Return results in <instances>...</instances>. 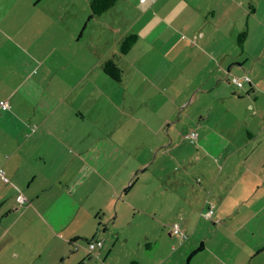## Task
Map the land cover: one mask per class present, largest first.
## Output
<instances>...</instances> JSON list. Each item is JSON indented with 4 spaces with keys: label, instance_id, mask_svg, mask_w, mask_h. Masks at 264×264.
I'll list each match as a JSON object with an SVG mask.
<instances>
[{
    "label": "crops",
    "instance_id": "crops-1",
    "mask_svg": "<svg viewBox=\"0 0 264 264\" xmlns=\"http://www.w3.org/2000/svg\"><path fill=\"white\" fill-rule=\"evenodd\" d=\"M127 1L6 0L0 264H264V0Z\"/></svg>",
    "mask_w": 264,
    "mask_h": 264
},
{
    "label": "trees",
    "instance_id": "trees-1",
    "mask_svg": "<svg viewBox=\"0 0 264 264\" xmlns=\"http://www.w3.org/2000/svg\"><path fill=\"white\" fill-rule=\"evenodd\" d=\"M117 1L119 0H90L89 8L91 10V15H100L101 13L103 14L106 12L112 5H114ZM145 1V0H144ZM246 32L243 30L242 32L239 33L238 38L236 39L238 45H242L243 39H245ZM137 40V35L135 34H128L125 35L121 41H120V54L124 55L132 48V46L136 43ZM118 64L116 63L115 60L109 59L106 60L102 65L103 72L113 78L115 81L119 82L122 78V70L117 66ZM246 81H243V83ZM250 82V81H248ZM236 87V86H235ZM237 88V87H236ZM242 88V87H241ZM240 89V88H238ZM7 109V108H6ZM4 109V110H6ZM2 110V109H1ZM20 195V194H19ZM18 195V196H19ZM17 196V197H18ZM16 197V199H17ZM26 201V200H25ZM20 202V201H19ZM24 203V201L22 202ZM176 224V223H174ZM173 224V225H174ZM173 225H172V232H173ZM171 232V233H172ZM173 234V233H172ZM185 234V233H184ZM186 239V238H185ZM95 242V240H94ZM97 242V240H96ZM102 242V241H101ZM92 242L89 243V245ZM103 244V243H102ZM101 246V245H100ZM94 247H97L94 245ZM93 247V248H94ZM92 250V249H91ZM130 264H137L136 262H131Z\"/></svg>",
    "mask_w": 264,
    "mask_h": 264
},
{
    "label": "rangeland",
    "instance_id": "rangeland-1",
    "mask_svg": "<svg viewBox=\"0 0 264 264\" xmlns=\"http://www.w3.org/2000/svg\"><path fill=\"white\" fill-rule=\"evenodd\" d=\"M118 2H128L127 0H119ZM7 7V2H6V0H0V16H1V12L5 9ZM39 13V12H38ZM10 33V32H9ZM1 35V34H0ZM14 40H16L15 38H14ZM0 43H2V37L0 36ZM0 56H2V57H5V58H14L15 56H16V54H14V53H11V50H8L6 53H5V51L4 50H0ZM120 68V67H119ZM184 81V79H182L180 82H177V83H175V82H173V83H171L170 85H168L167 86V89L169 90V91H171V90H173L174 88L175 89H183L184 87L182 86V82ZM0 95H1V90H0ZM114 114H116V110L114 111ZM190 131V130H189ZM186 142H188V143H191L190 141H189V139H186ZM193 181H194V179H193ZM142 189V192L141 193H138L137 192V194H135V195H133V197H132V203L133 204H139V205H141V206H146L147 205V203H144V202H142L144 199H146L147 198V196H149V194H150V190H149V188L148 187H143V188H141ZM93 195H96V193H94V192H92V196ZM151 207V205H148V208H150ZM147 208V209H148ZM181 216L180 215H178L177 213H171V212H167V213H164L163 214V216H162V222H164V224H166V226H165V229H169V226L171 225L172 226V224L174 223V222H178V221H180V218ZM128 218H129V216H128ZM127 218V219H128ZM128 230L126 231V236H128L129 234H128ZM168 232V231H167ZM166 232V233H167ZM128 241H129V245H131V243H135V242H137V240H138V235L136 234V235H134V234H130L128 237ZM169 239V236L166 234H162L161 235V237H159V236H156V239L155 238H151V240L154 242H157V243H159V245H161L163 242H167V240ZM144 243H145V240H143V242H142V248H143V246H144ZM132 247V246H131Z\"/></svg>",
    "mask_w": 264,
    "mask_h": 264
},
{
    "label": "built area",
    "instance_id": "built-area-1",
    "mask_svg": "<svg viewBox=\"0 0 264 264\" xmlns=\"http://www.w3.org/2000/svg\"><path fill=\"white\" fill-rule=\"evenodd\" d=\"M141 1H144V0H141ZM250 77L248 75H244L242 77H238L236 75H233L231 76L230 78V81L237 87V88H241L242 87V84H243V81H250ZM8 107V102L6 100H2L0 101V109L4 110ZM184 137L186 139H189V141L191 143H194L196 140H197V137H198V134L195 130H188L185 134H184ZM0 174L3 176V172L2 170H0ZM4 177V176H3ZM17 200L20 201L21 203L24 201V197L20 194L18 197H17ZM214 212V208H213V205H209L207 211H205L204 213H202V217H204L205 219H208L212 216ZM174 235H177L179 237H182V238H186V234H184V232L180 229V226L178 223L174 224L173 225V232H172ZM95 246H100L102 245V242L101 241H95V242H92L90 245H88V247L91 249H93V247Z\"/></svg>",
    "mask_w": 264,
    "mask_h": 264
}]
</instances>
